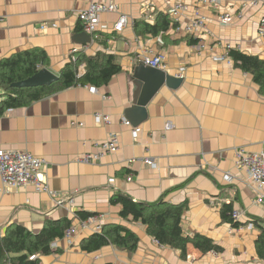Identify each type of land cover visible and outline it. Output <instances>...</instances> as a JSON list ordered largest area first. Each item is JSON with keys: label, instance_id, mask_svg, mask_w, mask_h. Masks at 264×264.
<instances>
[{"label": "crops", "instance_id": "1", "mask_svg": "<svg viewBox=\"0 0 264 264\" xmlns=\"http://www.w3.org/2000/svg\"><path fill=\"white\" fill-rule=\"evenodd\" d=\"M99 1L0 0V62L36 49L48 58L40 70L57 77L78 54L112 56L120 67L105 86H73L0 117V150L44 158L41 179L52 192L8 190L0 182V237L11 226L34 235L64 219L73 226L79 213H88L103 216V226L119 224L134 232L135 252L112 245L82 251L81 241L93 234L87 231L70 241L64 235L56 239L42 251L39 264H264L255 247L259 228L251 221L264 220V206L254 204L246 174L236 168L235 159L240 149L264 150V94L228 56L220 62L213 59L226 56L230 45L264 61V38L258 37L264 0L245 9L241 3L246 0H226L216 8L196 0H114L117 12L102 14L98 30L89 35L77 15ZM176 4L186 11L172 18L169 11ZM239 11L243 16L238 19ZM223 13L233 18L229 26L219 24ZM159 14L169 15L175 27L158 36L135 30L138 22L154 25ZM120 16L128 18V25L116 33L113 25ZM196 17L204 19L205 28L186 33ZM81 33L91 41L78 43L75 36ZM144 56L163 57L161 70L182 83L175 89L163 84L143 113L127 118L132 69ZM83 73L81 65L78 76ZM133 128L140 129L136 139ZM111 135L118 142L115 153L95 164L77 163ZM118 192L138 203H186L183 234L207 237L221 250L203 254L189 244L182 259L180 251L159 245L142 224L119 217L120 206L110 203ZM57 199L63 200L61 205ZM69 199L72 204H67ZM229 204L233 212H242L237 228L221 219L222 206ZM250 223L253 228L248 230Z\"/></svg>", "mask_w": 264, "mask_h": 264}, {"label": "trees", "instance_id": "2", "mask_svg": "<svg viewBox=\"0 0 264 264\" xmlns=\"http://www.w3.org/2000/svg\"><path fill=\"white\" fill-rule=\"evenodd\" d=\"M170 27H175L169 15L159 14L154 25L144 22L135 23V30L142 29L147 35L165 34ZM228 57L236 68L252 76L259 92L264 94V61L258 57L245 55L236 50H229ZM47 56L41 50L26 51L11 56L0 62V117L8 110L28 107L48 94L62 91L73 86H105L120 67L112 56L96 55L85 57L78 54L74 61L67 63L61 70L58 81L43 87L14 88L12 84L26 80L35 75L41 67L47 65ZM84 65V73L78 76V69ZM111 205L120 206L119 217L142 224L147 234L159 245L180 251L182 259L186 257L187 245L205 254L219 252L221 249L212 240L201 235L187 237L183 234L181 221L186 203L168 204L160 199L154 203H138L123 193L111 197ZM232 206L223 205L220 211L222 221L237 228L240 224L232 218ZM92 214L79 213V219H86ZM252 223L259 228V236L255 241L257 255L264 258V220L253 218ZM72 222L64 219L47 224L39 234H32L19 226L8 228L4 237H0V264H39V257L45 247L56 239L63 238L64 232ZM112 245L120 251L132 254L137 249L138 237L127 227L119 224H106L101 233H95L80 243L82 251L91 253L105 246ZM37 256L32 260L31 257Z\"/></svg>", "mask_w": 264, "mask_h": 264}, {"label": "built area", "instance_id": "3", "mask_svg": "<svg viewBox=\"0 0 264 264\" xmlns=\"http://www.w3.org/2000/svg\"><path fill=\"white\" fill-rule=\"evenodd\" d=\"M226 0H196L197 4L218 7L219 4L225 2ZM228 1V0H227ZM231 2H236V0H229ZM260 5V0H246L241 3L242 9L248 7H255ZM264 7V4H263ZM118 6L114 3V0H100L99 2L92 3L88 8L77 15L78 20L82 24V27L86 33L93 35L99 28L100 16L105 13H116ZM186 11V6L181 4H176L169 11V15L172 18H176L180 13ZM243 16L242 11H239L237 17L238 19ZM233 18L227 14H220L218 17L219 24L223 27L229 26L232 23ZM128 25V18L126 16H120L113 25V30L116 33H121ZM205 28L204 19L202 17H196L189 24H187L184 29L188 34H196ZM258 37L264 38V9L263 16L259 20L258 25ZM159 42L162 41L159 39ZM232 50L230 45H227L226 52ZM214 57L216 62L223 61L226 57ZM140 64L145 67H150L154 69H162L163 57L155 56L149 58L144 56L140 61ZM93 90V89H92ZM8 110L7 112H11ZM103 119V122L108 123L107 118ZM124 124L126 120H122ZM168 127V126H167ZM170 128V126H169ZM140 132L139 128H133L131 136L136 139ZM96 150L93 153L86 155H81L76 159L77 163L80 164H95L100 161L108 154H113L118 150V142L115 135H111L106 141L95 146ZM236 168L243 171L246 174L247 181L249 183L250 189L254 194V204L258 206H264V150L260 153H247L243 149L238 150L235 153ZM145 163H150V160H145ZM47 165L44 158L35 157L28 152L13 151V150H0V182L8 190H18L20 188L31 187L36 193L51 194L50 188L41 179V170ZM154 166V164H152ZM113 182V180H110ZM52 196H54L52 194ZM58 205H61L63 200H59ZM66 202V201H65ZM73 200L69 199L67 204H72ZM242 216L241 211H234L232 218L235 221H239ZM103 216L91 215L86 219H78L77 224L71 226L64 232V238L70 241L75 235L81 232H92L101 233L103 229L102 223ZM246 228L251 230L253 224H247ZM55 247V244L51 247ZM36 257H31L34 260Z\"/></svg>", "mask_w": 264, "mask_h": 264}, {"label": "water", "instance_id": "4", "mask_svg": "<svg viewBox=\"0 0 264 264\" xmlns=\"http://www.w3.org/2000/svg\"><path fill=\"white\" fill-rule=\"evenodd\" d=\"M75 39L80 44L91 41L86 33L76 35ZM57 81L58 77L55 74L47 69H42L32 77L12 84V87L19 89L43 87L49 86ZM131 81L133 89L128 97L130 107L125 110V116L127 118H134L139 112L143 113L147 104L152 100L163 84L168 88L175 89L182 83L181 78H175L160 69L145 67L140 63H137L133 67ZM48 250L49 247L44 248L43 253L45 254Z\"/></svg>", "mask_w": 264, "mask_h": 264}]
</instances>
